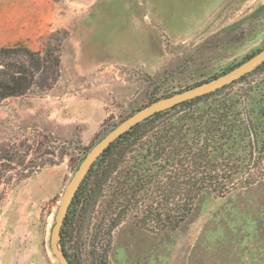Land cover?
Wrapping results in <instances>:
<instances>
[{"label": "rangeland", "instance_id": "1", "mask_svg": "<svg viewBox=\"0 0 264 264\" xmlns=\"http://www.w3.org/2000/svg\"><path fill=\"white\" fill-rule=\"evenodd\" d=\"M55 31L64 35L56 82L0 101V264H59L54 215L91 146L151 101L262 49L264 0H0V47L43 51ZM231 101L255 131L237 138L244 184L204 190L175 230L142 224L134 209L108 232L100 206L81 214L82 198L64 238L70 261L264 264V66L200 108Z\"/></svg>", "mask_w": 264, "mask_h": 264}, {"label": "trees", "instance_id": "2", "mask_svg": "<svg viewBox=\"0 0 264 264\" xmlns=\"http://www.w3.org/2000/svg\"><path fill=\"white\" fill-rule=\"evenodd\" d=\"M63 38L60 31L50 33L43 51L23 45L0 47V101L33 86L51 88L59 76ZM221 89L156 113L123 133L98 157L61 229L59 244L69 259L64 238L73 208L82 198L81 214L100 206V224L108 232L134 209L142 212V224L152 221L163 230H175L204 190L222 196L245 183L250 165L236 151L237 138L255 135L249 113L244 117L234 101L221 108H200ZM246 146L251 148L252 143ZM95 264L106 262L101 258Z\"/></svg>", "mask_w": 264, "mask_h": 264}, {"label": "water", "instance_id": "3", "mask_svg": "<svg viewBox=\"0 0 264 264\" xmlns=\"http://www.w3.org/2000/svg\"><path fill=\"white\" fill-rule=\"evenodd\" d=\"M262 63H264V47L246 60L242 61L228 71L223 72L222 74L151 101L121 120L102 138L94 143L82 158L68 182L65 184L59 198L58 207L54 215V224L51 228L49 239L50 250L57 259L58 263L73 264L65 254L64 250L59 246L58 241L61 229L63 227L69 207L84 178L98 157L114 141H116L123 133L130 130L132 127L155 115L156 113L170 109L184 101L192 100L221 89L240 79L244 75L253 72Z\"/></svg>", "mask_w": 264, "mask_h": 264}]
</instances>
